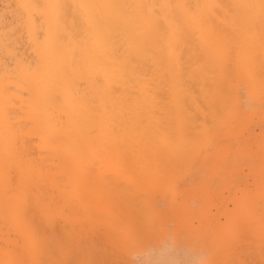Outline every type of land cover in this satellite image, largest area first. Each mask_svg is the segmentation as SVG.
Returning a JSON list of instances; mask_svg holds the SVG:
<instances>
[{"label":"bare ground","instance_id":"6f19581e","mask_svg":"<svg viewBox=\"0 0 264 264\" xmlns=\"http://www.w3.org/2000/svg\"><path fill=\"white\" fill-rule=\"evenodd\" d=\"M211 205L215 258L176 233ZM236 248L264 264V0H0V264Z\"/></svg>","mask_w":264,"mask_h":264},{"label":"rangeland","instance_id":"374dc122","mask_svg":"<svg viewBox=\"0 0 264 264\" xmlns=\"http://www.w3.org/2000/svg\"><path fill=\"white\" fill-rule=\"evenodd\" d=\"M201 180H202V178H200ZM200 180V181H201ZM203 182V181H202ZM192 187V186H191ZM190 187V188H191ZM193 189H194V185H193V187H192ZM188 197L190 198L191 196L190 195H188ZM213 205H211L210 207L212 208H210L209 207V209H207L204 213H202L201 214V212L200 211H194L195 212V214H193V215H189L190 213H188V214H185L184 216H182L181 218H183V221L182 222H184L185 221V218L188 220V219H191L192 217H193V219H192V221H185V223H186V227H182L181 228V225H179L178 227V230H177V234L178 235H180L181 234V240H182V243L181 244H185V245H189L190 243H193L194 245H200V243H202L203 241H205L206 240V242L208 241L209 242V251H214L215 249H218V251L220 252V248H217V246H218V243H217V236H219V234H218V232H219V226H220V223L222 222V219L220 218V220H219V215H218V217L216 218V216H213L214 214V212L216 213V210H215V208L214 207H212ZM211 209V210H210ZM210 210V211H209ZM197 212H198V214H197ZM207 212V213H206ZM210 213V215H209V213ZM205 213L206 214H208L209 215V217L211 218V219H209V217H208V219L206 218L208 215H205ZM201 215H203V217H202V219L201 220H203V221H201V223H200V216ZM192 216V217H191ZM211 216H213V217H211ZM191 217V218H190ZM194 218L195 219H197L196 221L194 220ZM203 218H205V220L203 219ZM180 219V218H179ZM215 219L217 220L218 219V221L219 222H216L215 221ZM180 220H182V219H180ZM194 220V221H193ZM199 220V221H198ZM209 220V224H208V226H207V221ZM213 221L215 222V224L213 223ZM212 222V223H211ZM174 223V222H173ZM173 223L171 224V225H169L170 226V228H171V230L170 229H168V230H166V232H165V234H167L168 236H170V237H172L173 235H174V229H172L173 227H174V225H173ZM179 223V222H178ZM181 224H183V223H181ZM200 226H199V225ZM214 224V225H213ZM197 225H198V227H197ZM211 225V226H210ZM212 225H213V227H212ZM168 226V227H169ZM175 226H176V223H175ZM205 227V228H204ZM177 228V227H176ZM187 228H188V230H187ZM199 228V229H198ZM190 229V230H189ZM207 229V230H206ZM214 229V230H213ZM157 230V229H156ZM161 230V231H160ZM173 230V231H172ZM193 230H194V232H193ZM200 230H201V232H200ZM210 230H212V231H210ZM161 233H159V232ZM192 231V232H191ZM207 231V232H206ZM209 231H210V233H209ZM214 231H215V234H214ZM159 234H158V233ZM164 231L162 230V229H158L156 232H155V230L153 231V232H151L150 234H148V237L151 235L152 237H149V238H154V239H156L157 240V238H160L161 237V235H163L162 233H163ZM198 232V233H197ZM193 233V234H192ZM208 233V234H207ZM155 234V235H154ZM157 234V235H156ZM164 234V235H165ZM159 235V236H158ZM163 235V236H164ZM203 235H205V236H203ZM162 236V237H163ZM196 236V237H195ZM207 236V237H206ZM209 236V237H208ZM213 236V237H212ZM161 237V238H162ZM195 237V238H194ZM160 238V239H161ZM153 239V240H154ZM195 239V240H194ZM214 239V240H213ZM159 240V239H158ZM199 240V241H198ZM215 241V242H214ZM198 242V243H197ZM200 242V243H199ZM211 243H213L212 245H210ZM216 245H215V244ZM214 245V246H213ZM219 247V246H218ZM231 247V246H230ZM233 248H231L230 250H232ZM237 249V248H236ZM238 250V249H237ZM233 251V250H232ZM242 251H243V249H242ZM248 251L249 250H246L245 249V253H241V255H242V257H241V260H244V258L246 257V254L248 253ZM108 252H110V251H108ZM224 252V251H223ZM227 252V251H226ZM235 252H237V256H238V254L241 252H239V250L238 251H235ZM239 252V253H238ZM247 252V253H246ZM103 253V252H102ZM111 253V252H110ZM112 253H114V251L112 252ZM116 254V259L115 260H113V262H112V260H110V261H106V259H105V262H107L108 264H115V263H117V264H123V257H122V255L121 254H118V252H115ZM228 253H231L230 254V257H231V255H235L236 253H234V254H232V252H228ZM105 254H107V252L105 253ZM104 254V256L103 257H105V258H111V256H109V254H107V255H105ZM224 254V253H223ZM243 254H245L244 256H243ZM251 252L250 253H248V255H247V259H245V262L244 261H240V255L237 257L236 255H235V259L233 258V256L231 257L232 259H230L231 260V262L232 261H234L232 264H259L260 262L251 254ZM96 255V254H95ZM98 255V254H97ZM97 255L95 256V262L97 263V258L99 257H97ZM114 255V256H115ZM217 255H219V254H217V250H215V255H214V258H215V256H217ZM226 255V254H225ZM107 256H109V257H107ZM223 256V255H222ZM253 256V257H252ZM224 257V256H223ZM227 257V256H226ZM226 257H224V258H219V256H218V259H219V261L221 262H218L217 260H214V262L216 261V264H229V262L228 261H230V260H228V258H230L229 256L226 258ZM114 257L112 256V259H113ZM107 259V260H108ZM211 259H213V258H211ZM211 259H209V260H205V261H202V262H200V264H206V263H208V264H212V262H209ZM250 259V260H249ZM228 260V261H227ZM255 260H257L259 263H255ZM104 261V260H103ZM208 261V262H207ZM94 262V261H93ZM252 262H254V263H252ZM83 264H85V263H83ZM103 264H105V263H103ZM170 264H172V262H170ZM261 264V263H260Z\"/></svg>","mask_w":264,"mask_h":264}]
</instances>
